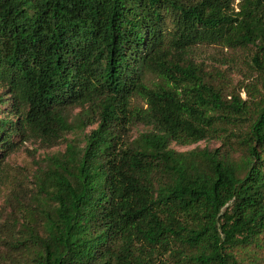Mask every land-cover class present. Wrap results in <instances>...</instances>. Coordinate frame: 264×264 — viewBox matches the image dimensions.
Listing matches in <instances>:
<instances>
[{
	"label": "trees",
	"instance_id": "trees-1",
	"mask_svg": "<svg viewBox=\"0 0 264 264\" xmlns=\"http://www.w3.org/2000/svg\"><path fill=\"white\" fill-rule=\"evenodd\" d=\"M199 45L253 46L264 73V0H0V109L18 117L0 116V192L13 185L17 215L2 264H264V77L228 100ZM91 118L24 202L14 139L51 147Z\"/></svg>",
	"mask_w": 264,
	"mask_h": 264
},
{
	"label": "rangeland",
	"instance_id": "rangeland-1",
	"mask_svg": "<svg viewBox=\"0 0 264 264\" xmlns=\"http://www.w3.org/2000/svg\"><path fill=\"white\" fill-rule=\"evenodd\" d=\"M242 1L233 0L235 11L240 10ZM255 52L256 48L253 46L230 48L223 45H199L193 49L192 57L197 64H203L206 70L220 69L225 74V79L227 81L230 80L231 83H228V86L224 90V97L226 99L229 100L230 93L236 90L241 91V97L246 100L247 94L244 89H240V86L251 83H257L259 85L262 77H264V73L258 71L253 64ZM146 82L149 86L153 87L154 83H160L161 80L153 75H148ZM0 94L3 95L4 100L9 98L8 95H5L2 87L0 88ZM134 103L144 108L147 107L145 102L139 98ZM10 108V102L5 103V105L2 104L0 116L2 118L10 117L15 122L18 117L10 115ZM82 112L83 108L72 107L69 110L70 122L75 123ZM90 120L95 121H92V123L87 121L86 127L67 133L58 144L51 147H46L40 141L34 139L23 141L19 136L14 139L13 142L16 144L14 150L8 154L5 161L10 175H14L15 172H22L24 175L28 174V179L25 180L27 193L23 195L26 196V199L21 197L24 202L30 201L31 194L36 190L34 175L41 167L44 168L47 165L48 158L64 154L70 144H76L80 147L85 146V137L98 127V118H91ZM244 128H246V123L244 124ZM147 129L142 125L132 127L128 134V140H134ZM224 141V137H218L187 146H178L173 143L172 148L178 152L189 151L195 148H209L213 150L221 147ZM12 187L13 185L11 186V183L1 186L0 230L3 231H0V238L3 237L5 226H10L16 215L14 209L16 201L14 198L11 199L12 191L10 189ZM7 249L3 246V243H0V255L7 252ZM0 263L2 264V260Z\"/></svg>",
	"mask_w": 264,
	"mask_h": 264
}]
</instances>
